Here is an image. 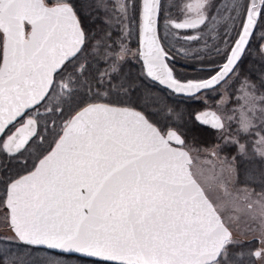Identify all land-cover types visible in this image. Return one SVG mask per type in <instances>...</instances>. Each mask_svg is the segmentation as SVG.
<instances>
[{
    "label": "snow or ice",
    "instance_id": "snow-or-ice-1",
    "mask_svg": "<svg viewBox=\"0 0 264 264\" xmlns=\"http://www.w3.org/2000/svg\"><path fill=\"white\" fill-rule=\"evenodd\" d=\"M85 6L111 7L124 36L137 10L131 0H0V152L8 160L0 177V207L12 232L6 239L97 258L95 264H243L233 249L241 244L237 230L244 224L259 232L261 247L250 255L264 264V168L241 182L237 156H222L219 145L197 147L181 126L154 121L121 98L130 85L117 73L128 49L108 44L110 32L100 38L89 32ZM171 7L179 18L164 16L170 28L162 35L160 19ZM211 7V0L167 6L141 0L138 55L148 77L195 98L238 76L253 30L264 22V0H231L229 15L219 19L209 16ZM237 21L235 36L225 31L226 47L215 49L224 59L211 75L177 78L169 63L175 45L166 47L168 36L191 32L183 39L199 41L209 22L215 32L217 24L235 29ZM233 95L238 119L211 110L194 119L217 131L236 120L237 133L224 146L234 144L238 155L246 156L249 146L239 137L254 134L252 151L264 160V78L258 85L245 78L239 95ZM227 102L225 93L220 105ZM34 145L40 151L32 159ZM0 264L29 262L4 248Z\"/></svg>",
    "mask_w": 264,
    "mask_h": 264
},
{
    "label": "trees",
    "instance_id": "trees-1",
    "mask_svg": "<svg viewBox=\"0 0 264 264\" xmlns=\"http://www.w3.org/2000/svg\"><path fill=\"white\" fill-rule=\"evenodd\" d=\"M131 2L137 6V10L133 11L131 18L127 21L129 27V33L127 36L123 35L121 25L115 20H112L114 10L109 7L107 10L96 11L95 9H89L87 6L82 8V16L84 18L85 27L87 30L95 35L97 38L104 36L106 32L111 33V38L106 39L108 44H111L113 48H117L120 43H123L128 50H138L140 44L139 38V12L138 8L141 4V0H131ZM167 5L181 4L182 0H162ZM231 0H211L212 7L209 11L210 17H216L229 15L228 5ZM235 15V13H231ZM170 15L171 18H179V11L176 7H171L170 13L165 12L160 19V28L163 23L167 22L164 16ZM110 20L111 24L102 23L104 20ZM212 25L208 23L207 27L201 29V40L185 42L182 49L200 51L194 56H185L182 54H175L176 60L181 63H185V69L188 70L193 64V60L198 61L201 64L207 63L212 59L216 61H222L223 54L217 55L215 49L217 46L220 48L226 47L222 43L225 31L234 37L236 30L239 28V21L235 24L233 29L232 24L229 23L225 27L224 23L217 24L216 31H210ZM161 31V29H160ZM163 35V33L161 32ZM215 37V39H214ZM264 22L258 23L255 33L251 39V42L247 48V51L240 62L238 68V76L230 83L227 88L228 98L230 99L229 106L231 108L236 107L234 95H239V89L242 81L246 78L257 85L261 78H264V54L261 52V45L264 43ZM167 39L165 44L167 46ZM177 44V40L174 39ZM206 42V43H205ZM231 43V39L228 40ZM198 59H195V58ZM119 72L117 75L120 80L130 85L127 95L124 92H120V97L127 100H131L133 105L138 110L144 111L145 114L149 115L150 119L158 121L160 123H167L170 126L179 125L181 131L186 135V139L197 147L211 148L213 145H219L222 149L221 155L231 158L237 156L236 165L240 171V181L245 182L249 179L247 175L250 172H258L263 168L262 160L258 158H250V161L246 160V156H239L237 147L234 144H229L227 147L224 146V140L230 136H235L237 133V127L233 123L226 124L225 131L213 130L209 127L200 125L195 119V115L207 108L218 109V97H207L206 107L202 102H184L182 98L173 96L167 90L154 85L148 80L141 64L131 58H126L119 65ZM81 92L85 90L80 89ZM116 89H113L108 98H114ZM185 115H184V113ZM241 143H246L249 146L247 156L253 155L252 145L254 144L257 137L254 134L241 135L239 137ZM255 156V154H254ZM9 236L0 233V249L8 248L13 253L22 256L29 264H47L49 260H61L63 264H95L96 259L70 255V254H59L58 252L45 249L44 247H29L18 241H13ZM256 246V242H247L240 244L237 248L233 249V255L237 259L243 261V264H256L255 258L250 255L253 248Z\"/></svg>",
    "mask_w": 264,
    "mask_h": 264
},
{
    "label": "flooded vegetation",
    "instance_id": "flooded-vegetation-1",
    "mask_svg": "<svg viewBox=\"0 0 264 264\" xmlns=\"http://www.w3.org/2000/svg\"><path fill=\"white\" fill-rule=\"evenodd\" d=\"M259 23V21H258ZM258 26V24H257ZM170 28V26L167 24V22L163 23L162 26H161V32L163 33V35H165L168 31V29ZM257 28V27H256ZM172 31H176L175 29H172ZM255 33V32H254ZM193 33L191 32H184V31H179L177 33V35L180 37L179 39L173 37V36H168L167 37V46H170V45H175V49L173 50V55L175 56V54H177L176 52H178L179 49H182L180 46L183 47V44H185V40L183 39V36L184 35H191ZM254 35V34H253ZM174 39L177 40V44L176 42L174 41ZM184 49V48H183ZM138 52H139V47H138ZM195 59H198L197 57ZM224 59V58H223ZM139 63L141 62L140 59L138 60ZM223 61V60H222ZM222 61H216V59H212L210 61H208L207 63H204V64H201L199 63L198 61L196 60H193V64L190 68L185 69V63H181L179 62L178 60H176V58L174 60H170L169 63H170V66L173 68L174 70V73L175 75L177 76V78L181 79V80H188V79H204V78H207L209 75H211L216 67L222 62ZM141 64V63H140ZM142 66V64H141ZM143 69V67H142ZM144 71V70H143ZM149 80V79H148ZM150 81V80H149ZM151 82V81H150ZM155 85V84H154ZM219 88V87H217ZM216 88V89H217ZM213 90H210V91H207V92H203V93H200L198 94L195 98L191 97V98H185V97H179V98H182L183 102H184V109H185V101L187 102H202L204 107H206V103L208 102L206 100V98H203V99H198L199 96H204L211 92ZM169 92V91H168ZM172 94V93H171ZM173 95V94H172ZM175 96V95H173ZM210 95H206V97H208ZM177 97V96H175ZM205 110H214V109H211V108H207ZM205 110H202V111H205ZM216 111V110H214ZM201 112V111H200ZM217 112V111H216ZM184 113V112H183ZM199 113V112H198ZM185 115V113H184ZM201 125V124H200ZM204 126V125H203ZM206 127H209L211 128L210 126H206ZM212 129V128H211ZM214 130V129H213ZM45 136H49V133L45 134ZM50 142V141H49ZM39 143V142H37ZM48 146V143H44L43 144V148H47ZM39 149L36 148V146L34 145L33 148L31 149V152H32V159H35V156L39 154ZM8 163V160L7 158L5 157V155L0 152V177H2L3 175V168H4V165ZM13 171H16L17 169L13 168L12 169ZM4 193H3V185L0 184V197H3ZM256 242V244H259V239L258 238H254L248 242ZM247 243V242H246ZM256 259V258H255Z\"/></svg>",
    "mask_w": 264,
    "mask_h": 264
},
{
    "label": "rangeland",
    "instance_id": "rangeland-1",
    "mask_svg": "<svg viewBox=\"0 0 264 264\" xmlns=\"http://www.w3.org/2000/svg\"><path fill=\"white\" fill-rule=\"evenodd\" d=\"M182 2H183V0H182ZM192 2H195V0H192ZM114 15V14H113ZM121 28H122V26H121ZM138 50L136 51H134V50H128V53H127V55H126V57H125V59L126 58H131V59H133V60H135V61H138L139 59H140V57H139V55H138ZM139 62V61H138ZM236 77V76H235ZM235 77H233L232 78V80L231 81H229V85H230V83L234 80V78ZM229 85H225L224 87H219V88H217V89H215V90H213V91H211V92H209V93H207L206 95H210L211 97H218V109H216V111L217 112H221V111H223V112H225L226 114H228V115H236V117H237V119L239 118V114L238 113H233L232 112V109L233 108H231L230 106H229V103H230V99L228 98V102L225 104V105H223V106H221L220 105V100H221V97L222 96H224L225 95V93L227 94V97H228V93H227V88H228V86ZM206 95H205V97L202 95V96H199L198 97V99H203V98H206V100H207V97H206ZM43 109H41V112L43 113ZM42 123H43V121H42ZM234 124V125H236V127H237V122H236V120H233V121H231V124ZM56 124L58 125L59 124V121L57 120L56 121ZM49 127H52V125L51 124H49ZM58 130V129H57ZM48 132H44L43 134L45 135V134H47ZM237 150V149H236ZM238 151V150H237ZM222 156H224V155H222ZM258 158V160L259 159H261L259 156H257V155H255L254 156V154L253 155H250V156H247L246 155V160H248V161H250V158ZM262 160V159H261ZM200 164H203L204 163V158H203V154H201V157H200ZM262 165H263V168H264V160H262ZM241 180V179H240ZM4 215H5V213H4V210H3V208L2 207H0V233L1 234H5L6 236H9V237H11L12 236V232L9 230V228L7 227V225H6V222H5V220H4ZM253 229H255V226H253ZM237 235H238V239L241 241V245L243 244V243H246V242H248V241H250V240H252V239H254V238H258L259 239V232L258 231H255V230H253V231H249L248 230V228H247V226L246 225H244V224H241L240 226H239V228H238V230H237ZM259 247H261V245H260V243L259 244H256V246L253 248V251L254 250H256V249H258ZM255 261H256V264H259V262L255 259Z\"/></svg>",
    "mask_w": 264,
    "mask_h": 264
},
{
    "label": "water",
    "instance_id": "water-1",
    "mask_svg": "<svg viewBox=\"0 0 264 264\" xmlns=\"http://www.w3.org/2000/svg\"><path fill=\"white\" fill-rule=\"evenodd\" d=\"M257 24H258V23H257ZM256 27H257V25H256ZM256 27H255V29L253 30V34H254L255 30H256ZM252 37H253V35L250 37L249 44H250V42H251ZM249 44L246 46L245 53H246V51H247V48H248ZM263 45H264V43H263ZM139 51H140V44H139ZM245 53L243 54L242 59H243ZM140 61H141L140 63L142 64V67H143V70H144V74H145V69H144L143 61H142L141 58H140ZM241 61H242V60H241ZM241 61H240V62H241ZM240 62H239V64H240ZM238 66H239V65H238ZM145 75H146V74H145ZM146 77H147V78H148L153 84H155V85H157V86H159V87H161V88H163V89L169 91L170 93H172L173 95H175V96H177V97L191 98L190 96H188V95H186V94H177V93H175L174 91L168 89L166 86L159 84V82L153 80L152 78L148 77L147 75H146ZM217 87H219V86H217ZM217 87H216V88H217ZM207 91H210V90H203L201 93H203V92H207ZM199 94H200V93H199ZM211 111H214V110H211ZM199 124H200V123H199ZM41 248H43V247H41ZM44 248H45V247H44ZM45 249H47V248H45ZM49 250H50V249H49ZM52 251L58 252L57 250H52ZM64 255H65V254H64ZM70 255H78V256H82V255H80V254H70ZM83 257H87V256H83ZM88 258L97 259V258H93V257H88Z\"/></svg>",
    "mask_w": 264,
    "mask_h": 264
}]
</instances>
